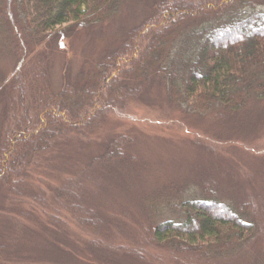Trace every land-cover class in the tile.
<instances>
[{"label": "trees", "instance_id": "obj_1", "mask_svg": "<svg viewBox=\"0 0 264 264\" xmlns=\"http://www.w3.org/2000/svg\"><path fill=\"white\" fill-rule=\"evenodd\" d=\"M125 1L0 0V45L16 57L12 74L0 84V191L4 189L10 199L32 202L26 204L39 213L35 219L43 224L41 231L25 225L24 231L13 227L5 233L15 224L14 218L5 215L7 208L1 209L0 254L29 264L45 263L53 254L63 260L70 257L87 264H109L108 252L113 249L147 262L139 251L146 243L150 248L152 240V249L164 253L170 264L177 259L181 264H237L258 245V236L263 234L260 238L264 240V212L258 208L260 200L224 203L212 181L202 183L203 198L181 205L182 220L155 224L150 240L145 238L144 226L136 229L131 225L129 232L135 235L129 234L127 239L135 237L140 249L127 245L129 241L127 246H117L121 223L110 218L122 206L110 205L105 218L106 203L88 201L98 195L104 174H111L117 162L126 163L122 134L74 173L58 172L54 183L42 181L44 185L35 184L33 189L24 180L26 171L48 159L46 154L53 146L66 144L63 140L70 136L88 137L109 109L136 101L142 91L137 84L142 75L149 78L155 72L154 80L173 105L185 104L192 112L212 110L217 119L247 108L251 98L264 99V10L256 9L262 0L155 2L119 46L99 58L86 81L70 83L66 73L62 87L53 91L42 46L60 26L104 22ZM198 18L202 20L197 22ZM190 19H194L191 25L184 23ZM175 31L181 40L178 60L164 63L158 49ZM44 167L49 166L45 163ZM163 204L167 205L159 197L158 202L146 203L145 222H153ZM26 213L28 219L33 216L30 210ZM69 232L74 237L70 243L65 237ZM29 234L36 239V253ZM186 255L190 258L183 262Z\"/></svg>", "mask_w": 264, "mask_h": 264}, {"label": "rangeland", "instance_id": "obj_2", "mask_svg": "<svg viewBox=\"0 0 264 264\" xmlns=\"http://www.w3.org/2000/svg\"><path fill=\"white\" fill-rule=\"evenodd\" d=\"M162 1L126 0L113 17L104 22L72 24L70 28L68 25L60 26L41 49L46 59L51 89L58 91L62 87L66 73L70 83L86 81L90 70L97 66L99 58L118 47L127 32L150 13L152 4ZM189 1L198 3L200 0ZM256 9L264 10V0L258 1ZM242 10L245 11V7ZM225 17L224 14L222 20H225ZM193 20L184 23L191 25L189 23ZM201 20L196 19L197 22ZM206 24L209 23L206 21ZM177 34L178 31H175L166 37L165 43L158 49L164 63L178 60L176 56L181 50V40L179 41ZM29 46L33 48L34 43L30 42ZM15 59L14 54L1 46L0 84L12 74ZM154 73H150L149 78L144 75L139 77L137 84L142 87V91L136 101L130 100L127 105L117 110L109 109L88 137L70 136L67 141L63 140L66 144L53 146L46 154L48 159L44 158L40 162L41 165L33 166L30 172L26 171L28 177L24 178L33 189L37 187L35 184L44 185L42 181L54 183V176L58 172L74 173L84 165L86 159L100 154L114 136L122 134L125 137L123 146L126 163L119 161L111 174H104L98 195L88 201L106 203V212H103L105 218L111 212L110 205L119 203L122 206L117 210L115 218H110L121 223L118 232L119 247L129 245L140 249L135 237L127 239L129 234H132L131 237L135 235L134 232H129L131 225L134 228L144 226L142 231L145 232V238L150 240L155 224L168 219L182 220L184 214L181 205L191 199L203 198L206 193L203 192L202 183L208 181H212L216 186L217 195L224 203L236 202L234 200H240V203L247 199L256 202L260 200L257 203L258 208L264 212V203H261L264 202V99L251 98L247 108L225 113L217 119L212 110L192 112L185 104L173 105L164 90L159 87V82L154 80ZM129 81L133 82L132 79ZM45 163L48 164V169L44 167ZM158 197L161 203L167 205L163 204L153 222H145V204L158 202ZM26 203L32 202L13 197L10 199L4 189L0 191V211L7 208L8 213L5 215L14 218L15 224L11 223L5 233L12 231L13 227L15 230L19 227L24 231L25 225L33 230L38 227L37 231H41L43 224L35 219L39 213ZM27 210L33 215L29 219L28 215H23ZM95 211L102 216L99 211ZM256 220L255 226L258 229L260 224ZM1 226L3 228V225ZM72 234L69 232L65 235L69 243L73 241ZM82 235L89 238L85 233ZM28 236L33 242L32 251L36 253V239L30 234ZM260 236L255 242L258 245L253 247L248 258L240 260L237 264H264V240ZM152 242L154 241L151 240L150 248L146 247V243L139 251L143 258L148 259L147 262L112 249L108 252L111 254L108 256V263L170 264L164 253L152 249ZM95 250L103 252L99 247ZM155 257L156 259L149 263V259ZM186 257L183 262L188 260L190 255ZM21 259L0 254V264H29ZM41 264L87 263L70 257L63 260L53 254ZM172 264H181V261L177 259Z\"/></svg>", "mask_w": 264, "mask_h": 264}]
</instances>
